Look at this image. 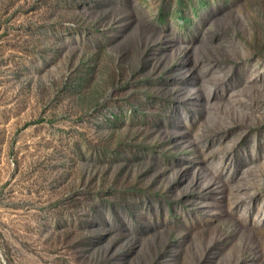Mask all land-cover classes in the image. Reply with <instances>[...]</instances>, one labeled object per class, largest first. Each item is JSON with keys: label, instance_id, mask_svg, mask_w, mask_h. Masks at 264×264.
<instances>
[{"label": "rangeland", "instance_id": "obj_1", "mask_svg": "<svg viewBox=\"0 0 264 264\" xmlns=\"http://www.w3.org/2000/svg\"><path fill=\"white\" fill-rule=\"evenodd\" d=\"M0 264H264V0H0Z\"/></svg>", "mask_w": 264, "mask_h": 264}]
</instances>
